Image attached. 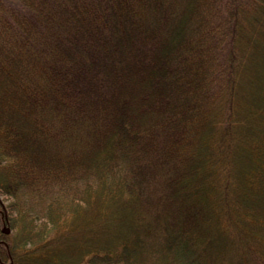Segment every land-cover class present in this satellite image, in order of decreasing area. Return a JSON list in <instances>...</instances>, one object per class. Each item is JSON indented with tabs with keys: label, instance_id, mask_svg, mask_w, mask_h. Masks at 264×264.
<instances>
[{
	"label": "trees",
	"instance_id": "16d2710c",
	"mask_svg": "<svg viewBox=\"0 0 264 264\" xmlns=\"http://www.w3.org/2000/svg\"><path fill=\"white\" fill-rule=\"evenodd\" d=\"M1 193L0 264H264V0H0Z\"/></svg>",
	"mask_w": 264,
	"mask_h": 264
},
{
	"label": "rangeland",
	"instance_id": "374dc122",
	"mask_svg": "<svg viewBox=\"0 0 264 264\" xmlns=\"http://www.w3.org/2000/svg\"><path fill=\"white\" fill-rule=\"evenodd\" d=\"M0 199L1 201L4 203V205H10V203L13 201V198L8 196V195H5V194H0ZM9 207V206H7ZM8 211V210H7ZM8 215H10V211L8 212ZM3 231L5 230L6 232L8 233H11L13 230L11 229L10 225H9V222H6L4 224V226L2 227ZM60 259V258H59ZM60 260H63L62 258ZM62 262V261H61Z\"/></svg>",
	"mask_w": 264,
	"mask_h": 264
}]
</instances>
